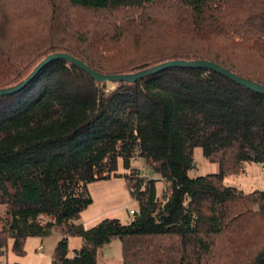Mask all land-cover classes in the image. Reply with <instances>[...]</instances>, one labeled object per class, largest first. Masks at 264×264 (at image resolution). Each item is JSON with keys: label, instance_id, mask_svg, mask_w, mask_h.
I'll return each instance as SVG.
<instances>
[{"label": "trees", "instance_id": "obj_1", "mask_svg": "<svg viewBox=\"0 0 264 264\" xmlns=\"http://www.w3.org/2000/svg\"><path fill=\"white\" fill-rule=\"evenodd\" d=\"M231 1L66 0L57 6L44 0L49 13L37 18L30 4L17 18L46 31L24 35L3 18L0 90L61 52L103 75L207 60L264 87V0L239 13ZM21 4L11 3L14 11ZM60 26L78 43L57 40ZM93 46L99 50L87 51ZM112 84L56 60L17 93L0 97V256L8 240L21 257L28 237L56 231L50 264H98L101 249L115 239L121 264H204L235 212L264 213V191L243 194L224 183L242 164L264 166L263 95L209 69L172 68ZM196 147L217 173L188 176ZM137 159L146 176L131 167ZM119 162L129 170L123 178L138 210L124 224L104 219L84 228L77 220L92 204L87 185L117 177ZM157 181L166 184L161 201ZM70 238L80 244L71 253ZM246 261L264 264V246L240 264Z\"/></svg>", "mask_w": 264, "mask_h": 264}, {"label": "rangeland", "instance_id": "obj_2", "mask_svg": "<svg viewBox=\"0 0 264 264\" xmlns=\"http://www.w3.org/2000/svg\"><path fill=\"white\" fill-rule=\"evenodd\" d=\"M21 9L14 11L11 3L15 0H0V23L3 18H9L7 28L12 25H19V31L25 34H37V37L44 36L45 27H36L31 22H26L17 18L16 13L22 12L23 16L30 12V4L32 7H36L34 13L36 18L38 13L45 15L49 13L46 4L43 5L44 0H19ZM47 1V0H46ZM56 3L65 5L66 0H51ZM232 11L239 13L245 11L250 6L256 7L259 4V0H232ZM242 4H248L247 7H242ZM43 5V6H42ZM42 6L41 8H37ZM165 11V10H164ZM162 11L161 14L164 12ZM14 12V13H13ZM38 12V13H37ZM135 14V13H134ZM160 14V15H161ZM157 15V14H156ZM12 18L16 20L13 21ZM84 18H78L76 21H82ZM39 20V19H37ZM40 21V20H39ZM74 28L79 29L80 26L75 22ZM43 28V29H42ZM37 29V30H36ZM55 38L68 41L69 44L75 45L78 43L75 38L70 35L69 32L66 36L60 27L54 30ZM69 35V38L67 37ZM131 41V40H129ZM82 46V45H81ZM225 50L224 47H220ZM97 46H93L87 49V51H98ZM226 51V50H225ZM117 59L116 55L113 58ZM109 83L111 88H115V85ZM193 162L194 167L188 172L190 178L198 176L210 175V173H217L219 167L215 163H209L202 155L200 148L193 149ZM242 168L237 173H231L226 175L224 183L227 186L235 187L237 190H241L243 194H249L257 191H264V166L258 164H242ZM131 167L134 170H139L141 175L146 176L148 169L142 160L137 159L131 161ZM129 173V170H124L119 162L117 177H112L108 181H97L87 185L89 196L92 200V204L86 209L80 212V216L77 220L78 224H82L84 228H91L98 222L104 219H117L121 224L128 222L132 216L129 210H138V203L131 198L128 184L124 180V174ZM166 184L163 181L156 182V195L161 201V194L165 189ZM5 207L0 205V217L4 216ZM256 208L249 207L246 211L240 209V212H235L236 215L232 216L230 220L226 222L225 231L218 235L215 239V246L212 249L210 258L204 264H240L246 257H252L258 249L264 246V213L257 212ZM46 220V219H45ZM43 221V220H42ZM60 239V234L56 231L52 232V235L44 238L28 237L25 240V253L21 257H17L11 250V241L8 240V248L4 251V255L0 256L1 264H50L51 257L56 247L57 241ZM75 238L69 239V250L79 248V242L74 241ZM79 240V239H78ZM42 249L38 250L39 247ZM98 264H121V243L117 239L110 242L99 252ZM250 261H246L245 264H249Z\"/></svg>", "mask_w": 264, "mask_h": 264}, {"label": "water", "instance_id": "obj_3", "mask_svg": "<svg viewBox=\"0 0 264 264\" xmlns=\"http://www.w3.org/2000/svg\"><path fill=\"white\" fill-rule=\"evenodd\" d=\"M56 60H64L69 64L73 65L74 67H78L84 73H86L90 78H92L97 83H134L135 81L148 77L149 75H154L156 73L162 72L166 69L172 68H182V69H209L216 72L219 75L226 77L227 79L231 80L235 84H238L249 91H253L254 93H258L264 96V87L256 82L245 80L240 78L239 76H235L229 70L224 68L223 66L217 65L216 63L204 60H192V61H184V60H176V61H166L156 66L150 67L145 70H139L134 72L133 74H119V75H103L96 72L94 69L89 68L84 62H82L78 58H74L71 55L66 53H55L50 54L41 61L33 70L32 73L26 77L24 80L18 82L17 85L4 88L0 90V97H4L5 95H11L17 93L21 90L26 84H28L33 77L44 67L46 64L56 61Z\"/></svg>", "mask_w": 264, "mask_h": 264}, {"label": "built area", "instance_id": "obj_4", "mask_svg": "<svg viewBox=\"0 0 264 264\" xmlns=\"http://www.w3.org/2000/svg\"><path fill=\"white\" fill-rule=\"evenodd\" d=\"M129 213H130V214H133V211H132V210H129ZM40 249H42L41 246L38 248V250H40ZM0 264H1V262H0Z\"/></svg>", "mask_w": 264, "mask_h": 264}, {"label": "crops", "instance_id": "obj_5", "mask_svg": "<svg viewBox=\"0 0 264 264\" xmlns=\"http://www.w3.org/2000/svg\"><path fill=\"white\" fill-rule=\"evenodd\" d=\"M74 241H75L76 243H78V242H79V240H78L77 238H75V239H74Z\"/></svg>", "mask_w": 264, "mask_h": 264}]
</instances>
